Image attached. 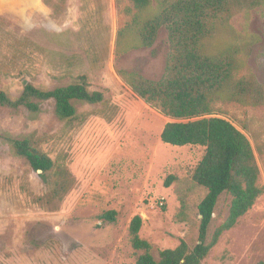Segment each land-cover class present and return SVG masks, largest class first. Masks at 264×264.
<instances>
[{
  "label": "rangeland",
  "instance_id": "rangeland-1",
  "mask_svg": "<svg viewBox=\"0 0 264 264\" xmlns=\"http://www.w3.org/2000/svg\"><path fill=\"white\" fill-rule=\"evenodd\" d=\"M57 1L0 0V90L16 98L22 80L53 89L84 75L89 90L102 93L103 100L78 104L76 118L69 121L56 118L51 101L42 103L34 120L24 109L0 106V134L31 136L35 148L73 180L61 200L47 207L35 204L44 185L0 137V264H136L142 251L132 247L129 235L136 215L142 218L139 236L155 260L181 241L193 246L197 205L206 191L192 174L203 149L161 142L164 125L174 120L138 97L118 74L125 70L159 80L169 50L166 29L151 47L116 56L127 0H66L54 14ZM230 25L247 42L243 72L264 87V7L235 15ZM213 116L230 121L248 138L263 191L200 264L264 262V106L224 103ZM170 176L175 179L166 187ZM229 205L230 196L222 194L208 241ZM107 211L116 213L114 222L101 219Z\"/></svg>",
  "mask_w": 264,
  "mask_h": 264
},
{
  "label": "trees",
  "instance_id": "trees-1",
  "mask_svg": "<svg viewBox=\"0 0 264 264\" xmlns=\"http://www.w3.org/2000/svg\"><path fill=\"white\" fill-rule=\"evenodd\" d=\"M65 1L52 4L54 14L64 7ZM127 1L129 5L121 10L127 21L117 32L115 55L151 47L162 28L167 31L169 50L159 80L125 70L118 74L138 97L174 120L164 125L159 136L161 142L203 149L192 180L206 191L197 205V242L190 246L181 241L173 249L161 250L158 260L150 253L149 243L139 236L142 218L136 215L131 219V245L142 251L136 264H200L222 233L236 225L263 191L258 185L259 169L248 138L230 121L213 115L217 106L224 103L264 106V87L250 72H243L245 59L242 57L247 42L230 25L235 15L264 7V0ZM102 100V93L89 90L84 75L53 89H40L22 80V91L16 98L0 90V106L12 112L24 109L30 120L37 118L43 102L51 101L56 118L69 121L76 118L78 104L92 105ZM0 137L15 156L25 160L44 185V193L35 197L34 203L47 207L61 200L73 181L67 170L57 167L38 151L31 136L15 138L0 134ZM174 179L170 176L165 186ZM222 194L230 196L228 215L208 241V227ZM115 215L114 211H107L101 219L114 222Z\"/></svg>",
  "mask_w": 264,
  "mask_h": 264
},
{
  "label": "built area",
  "instance_id": "built-area-1",
  "mask_svg": "<svg viewBox=\"0 0 264 264\" xmlns=\"http://www.w3.org/2000/svg\"><path fill=\"white\" fill-rule=\"evenodd\" d=\"M158 206H159V207H163V206H164V202H163L162 200H160V201L158 202Z\"/></svg>",
  "mask_w": 264,
  "mask_h": 264
}]
</instances>
